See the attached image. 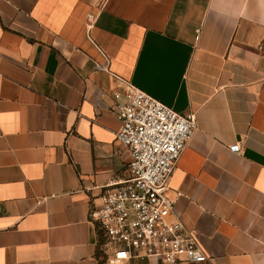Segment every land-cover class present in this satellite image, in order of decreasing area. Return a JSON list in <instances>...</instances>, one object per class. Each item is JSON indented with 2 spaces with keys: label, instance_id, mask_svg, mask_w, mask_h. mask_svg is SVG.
<instances>
[{
  "label": "crops",
  "instance_id": "obj_1",
  "mask_svg": "<svg viewBox=\"0 0 264 264\" xmlns=\"http://www.w3.org/2000/svg\"><path fill=\"white\" fill-rule=\"evenodd\" d=\"M88 12L112 72L194 113L168 193L197 264H264V0H0V264H105L89 208L129 154Z\"/></svg>",
  "mask_w": 264,
  "mask_h": 264
},
{
  "label": "built area",
  "instance_id": "obj_2",
  "mask_svg": "<svg viewBox=\"0 0 264 264\" xmlns=\"http://www.w3.org/2000/svg\"><path fill=\"white\" fill-rule=\"evenodd\" d=\"M99 7V4L97 5ZM101 8V6H100ZM98 13L86 15V37ZM94 68L119 83L112 92V112L119 122L115 140L126 149L124 174L102 186L100 204L89 208V218L100 232L105 264L140 258L168 264H197L206 260L196 231L184 225L169 195V179L195 127L194 113L181 114L143 92L110 70L107 54ZM239 154V142L228 146Z\"/></svg>",
  "mask_w": 264,
  "mask_h": 264
},
{
  "label": "trees",
  "instance_id": "obj_3",
  "mask_svg": "<svg viewBox=\"0 0 264 264\" xmlns=\"http://www.w3.org/2000/svg\"><path fill=\"white\" fill-rule=\"evenodd\" d=\"M98 235H99V241H101V239H100V232L99 231H98ZM98 264H101V261H99Z\"/></svg>",
  "mask_w": 264,
  "mask_h": 264
}]
</instances>
